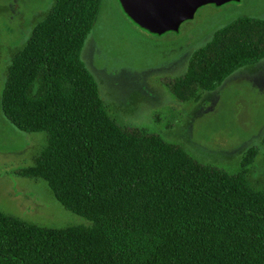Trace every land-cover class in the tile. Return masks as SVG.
<instances>
[{
  "label": "trees",
  "instance_id": "trees-1",
  "mask_svg": "<svg viewBox=\"0 0 264 264\" xmlns=\"http://www.w3.org/2000/svg\"><path fill=\"white\" fill-rule=\"evenodd\" d=\"M100 5L54 0L13 55L0 100L16 128L48 133L23 173L91 224L47 227L0 210V264H264V187L244 177L256 148L228 172L155 132L117 124L80 57ZM261 59L264 19L237 16L164 82L180 102L196 101L198 90Z\"/></svg>",
  "mask_w": 264,
  "mask_h": 264
},
{
  "label": "rangeland",
  "instance_id": "rangeland-1",
  "mask_svg": "<svg viewBox=\"0 0 264 264\" xmlns=\"http://www.w3.org/2000/svg\"><path fill=\"white\" fill-rule=\"evenodd\" d=\"M54 0H0V100L13 55ZM264 19V0L204 4L178 30L151 33L123 13L118 0H101L80 57L94 76L108 115L119 125L159 134L194 159L228 172L241 169L248 147L256 155L244 168L254 189L264 187V59L228 75L199 99L180 102L165 84L180 75L188 57L212 32L237 16ZM45 131L16 128L0 105V210L47 227L90 225L63 207L41 178L23 173L46 145Z\"/></svg>",
  "mask_w": 264,
  "mask_h": 264
},
{
  "label": "water",
  "instance_id": "water-1",
  "mask_svg": "<svg viewBox=\"0 0 264 264\" xmlns=\"http://www.w3.org/2000/svg\"><path fill=\"white\" fill-rule=\"evenodd\" d=\"M124 13L139 27L162 34L176 31L204 4L220 5L231 0H118Z\"/></svg>",
  "mask_w": 264,
  "mask_h": 264
}]
</instances>
